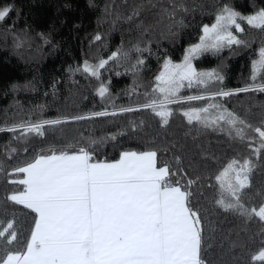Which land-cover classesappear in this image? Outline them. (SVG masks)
Returning a JSON list of instances; mask_svg holds the SVG:
<instances>
[{"label": "trees", "instance_id": "16d2710c", "mask_svg": "<svg viewBox=\"0 0 264 264\" xmlns=\"http://www.w3.org/2000/svg\"><path fill=\"white\" fill-rule=\"evenodd\" d=\"M138 5H143L141 15L133 21L124 19ZM224 5L248 15L264 8V0H0V9L10 8L6 19L0 21V127L95 111L112 112L145 103L148 99L145 93L151 95L155 83L154 71L165 58L180 62L184 49L199 41L203 25L212 24ZM164 9L174 10V17L169 19ZM138 24L141 26L137 27ZM242 27L244 32L234 34L246 40L247 47L233 45L193 59L198 71L216 69L225 77L222 83L209 85V90L221 87L230 90L252 83L251 65L254 55L264 45V32L247 25L246 21L242 22ZM145 28L148 31H144ZM97 34L101 36L99 41L93 39ZM136 46L141 50L136 51ZM121 48L128 51V59L109 61L100 70L99 78L76 71L82 69L85 60L95 64ZM138 59L144 64L133 72L132 65ZM262 76L264 71L258 74V83H264ZM101 83L109 89L104 98L97 94ZM202 92V86H185L180 95ZM214 102L224 104L253 125L259 123L264 112V93L261 92L238 93ZM206 103L189 101L170 105L173 115L164 128L150 109H142L45 125L43 137L33 134L25 140H13V133L0 132V166L9 172L32 160L41 149H63L70 144L78 149L101 138L106 142L95 146L96 158L100 160L118 159L122 150L153 148L160 151L161 163L171 161L174 154L180 155L190 176L201 178L193 188V204L201 209L205 218V235L215 237L208 258L214 261L223 258L228 264L233 255L247 260L248 251L259 246L258 229L252 224L247 232L241 231L240 220L216 205L221 194L215 176L230 159L248 156L250 150L246 147L247 141L230 138L227 130L187 123L181 109L203 107ZM133 123L137 125L135 129L131 126ZM110 135H116V140L107 139ZM9 146L17 149L11 156ZM165 147L167 153L163 151ZM251 158L258 167L254 170V186L248 196L264 187V161ZM22 177L23 174L6 176L0 172V214L6 208L9 216L18 217L23 239L28 235L34 214L22 206L6 205L4 200L9 192L23 190V186L9 184L8 180ZM246 202L251 205L259 201L246 196ZM212 227L214 233L209 230ZM232 241L244 247L230 251Z\"/></svg>", "mask_w": 264, "mask_h": 264}, {"label": "snow or ice", "instance_id": "6c2138e0", "mask_svg": "<svg viewBox=\"0 0 264 264\" xmlns=\"http://www.w3.org/2000/svg\"><path fill=\"white\" fill-rule=\"evenodd\" d=\"M142 10L143 5H138L124 19L133 21ZM163 11L169 19L175 15L174 10ZM9 12L7 6L0 9V21H4ZM245 21L264 32V8L250 15H242L228 5L220 8L215 22L203 25L199 43L184 49L181 62L164 59L154 77L151 95L145 93L148 97L145 103L120 107L112 112L103 110L50 120L21 121L0 127V132L13 133V140H25L33 134L43 137L45 125L116 116L142 109H150L164 128L173 115L170 105L207 101L203 107L181 109L187 123L227 130L230 138L247 141L246 147L250 150L248 156L230 159L215 176L221 194L216 205L240 220L241 231L247 232L249 226L255 224L256 235L261 238L258 248L248 251L247 260L233 255L231 264H264V187L248 196L254 186V170L258 167L251 157L264 161V112L259 123L253 125L224 104L214 102L217 98H229L238 93H264V83L257 82L258 74L264 71V45L258 50V58L252 61V83L244 87L209 90V85L222 83L225 77L216 69L198 71L193 65V59L202 53H218L233 45L247 47L248 42L234 34L244 32L242 22ZM93 39L99 41L101 36L97 34ZM135 50L141 49L136 46ZM128 57V51L117 49L95 64L85 60L82 69L76 71L82 70L99 78L100 70L109 61L127 60ZM143 64L144 61L138 59L132 65V71H138V66ZM194 85L202 86L203 92L180 95L182 88ZM108 92V87L101 83L97 94L104 98ZM131 126L137 127L135 123ZM107 139L115 141L116 135ZM105 142V138H101L78 149L71 144L63 149H41L32 160L9 172L0 166V172L6 176L23 174L20 179L8 180L9 184L23 186V190L6 194L5 204L22 206L34 214L28 235L23 239L18 217L15 214L9 216L6 208L0 214V264H228L223 258L219 261L208 258L215 237L205 235V218L201 209L193 204V188L201 178L190 176L180 155L174 154L171 161L161 163L160 151L153 148L122 150L119 158L111 161L97 159L95 146H103ZM172 147L176 145L172 144ZM16 151V148L8 147L9 156ZM163 151L167 153L168 148ZM246 196L258 198L259 202L249 205ZM209 230L215 232L214 227ZM236 247L243 248L244 245L232 241L229 249Z\"/></svg>", "mask_w": 264, "mask_h": 264}, {"label": "rangeland", "instance_id": "374dc122", "mask_svg": "<svg viewBox=\"0 0 264 264\" xmlns=\"http://www.w3.org/2000/svg\"><path fill=\"white\" fill-rule=\"evenodd\" d=\"M251 14H253V13H251ZM248 15H250V14H248ZM215 22V21H214ZM213 22V23H214ZM208 25H211V24H208ZM196 43H199V41H197ZM195 44V43H194ZM258 58V51H257V53L254 55V59L253 60H255V59H257ZM174 62V61H173ZM181 62V61H180ZM174 63H179V62H174ZM163 64V63H162ZM161 64V65H162ZM161 65L154 71V73H153V75H152V78L154 79V77L158 74V71L160 70V68H161Z\"/></svg>", "mask_w": 264, "mask_h": 264}]
</instances>
